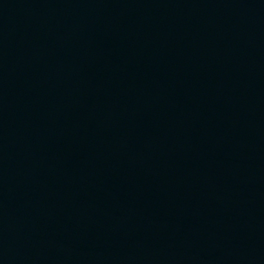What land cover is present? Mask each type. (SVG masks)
Wrapping results in <instances>:
<instances>
[{
	"label": "water",
	"instance_id": "obj_1",
	"mask_svg": "<svg viewBox=\"0 0 264 264\" xmlns=\"http://www.w3.org/2000/svg\"><path fill=\"white\" fill-rule=\"evenodd\" d=\"M0 264H264V0H0Z\"/></svg>",
	"mask_w": 264,
	"mask_h": 264
}]
</instances>
